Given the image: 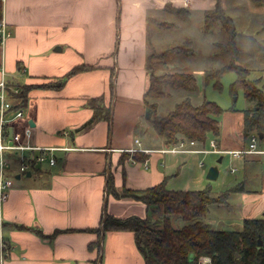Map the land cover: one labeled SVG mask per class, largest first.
I'll use <instances>...</instances> for the list:
<instances>
[{
    "label": "crops",
    "instance_id": "0c3cea01",
    "mask_svg": "<svg viewBox=\"0 0 264 264\" xmlns=\"http://www.w3.org/2000/svg\"><path fill=\"white\" fill-rule=\"evenodd\" d=\"M167 1H2L10 35L0 42V81L13 88L17 82L30 85L23 115L9 122V132L18 133L25 144L58 149L53 165L31 163L36 150L5 151L16 171H7L12 186L6 201H0V264H145L132 231H104L101 226L98 235L88 230L100 225L105 211L146 216L143 201L116 197L112 189L142 190L163 179L169 189H202L197 183H203L204 172L192 171L201 153L165 151L171 147L149 129L145 116L148 9L163 8ZM192 5L209 9L204 0ZM82 63L89 68L56 86ZM237 127H231L233 135L219 131L217 149L228 153L248 146L247 136L257 131ZM204 143L195 141L189 148ZM258 144L264 146V133ZM228 154L244 168L238 182L244 188L236 191L242 202L247 198L243 219L263 215L264 155ZM22 162L29 164L30 175L18 171ZM33 228L44 234L60 231L47 238Z\"/></svg>",
    "mask_w": 264,
    "mask_h": 264
},
{
    "label": "trees",
    "instance_id": "16d2710c",
    "mask_svg": "<svg viewBox=\"0 0 264 264\" xmlns=\"http://www.w3.org/2000/svg\"><path fill=\"white\" fill-rule=\"evenodd\" d=\"M250 1L254 4L264 3V0ZM178 8L180 9L170 11L169 5L166 4L161 10L181 14L182 7ZM211 15L213 18L222 17L219 23L228 35L227 41L219 44L220 50L234 52L233 56L236 57L238 50L235 49L236 31L232 18L224 15L221 7L216 5L212 13L211 10L205 13L203 22L205 30L210 27L208 18ZM189 16L188 12V16L186 14L183 16L184 20H188ZM1 18L2 0H0ZM149 20L155 23V28L161 27L164 21L151 16ZM152 32L153 30L148 31V38L151 37ZM174 51L178 54L181 49L172 46L159 50L148 41L146 69L149 84L144 93V100L146 106L152 109L149 120L168 146L176 145L180 140L192 139L205 142L210 132L217 137L220 131L218 117L223 109L215 101L205 99L195 105L189 97H184L167 114L157 113V102L154 100L170 95V89L181 88L187 91L197 89V80L192 72L156 73L157 68L165 64ZM88 68L85 63L74 66L59 79L56 86L59 87L68 77ZM228 70L236 72V78L230 84V93L236 95L241 89L245 98L254 100L253 105L243 110L244 131L256 130L264 133V90L257 85L255 79L248 78V73L245 74L239 64L233 62L206 72L205 75L208 79L213 78L214 86L220 88V78ZM13 85L17 91L10 90V97L14 104L12 110L16 111L26 104L30 85L19 82ZM112 187L113 182L110 178L108 189ZM243 188L241 182L218 193H214L210 186L202 189L173 190L167 188L165 179L142 190L122 187V191L118 192L113 188L116 197L131 196L143 201L147 208L146 216L132 214L118 217L105 211L100 225L88 230L98 235H101V226L104 231H132L135 244L143 255L145 264H197L199 256H209L211 264H264V215L242 219L240 229L213 228L203 219L211 203L227 204L230 194ZM172 215L179 216L184 223L179 227L173 226ZM34 230L40 236L47 238L53 237L60 231L56 229L51 234H44L40 229Z\"/></svg>",
    "mask_w": 264,
    "mask_h": 264
},
{
    "label": "rangeland",
    "instance_id": "374dc122",
    "mask_svg": "<svg viewBox=\"0 0 264 264\" xmlns=\"http://www.w3.org/2000/svg\"><path fill=\"white\" fill-rule=\"evenodd\" d=\"M129 0H122V3ZM195 0L167 1L163 7L168 4L169 10H178L182 7L181 14L161 10V7L154 6L148 9V17L156 18L162 21L159 28H155V23L151 20L147 21L146 38L155 46L156 49L162 50L172 46L179 47L181 51L177 54L174 51L165 64H161L156 73L186 71L192 72L197 80V89L195 91H187L181 88L170 89V95L159 98L156 111L159 115H165L184 97H189L193 104H200L203 100L215 101L223 109L218 119L220 122V131L227 136L229 133L233 135L231 127L235 124L242 125V110L254 104V100L247 99L241 89L236 95L230 93V84L236 78V72L233 70L225 71L221 78V87L214 86L215 80L207 78L205 73L211 72L216 68H220L227 63L233 62L239 64L248 73L247 77L255 79L257 85L264 90V3L254 4L250 0H204L205 9L198 10L192 3ZM160 5L161 3L158 2ZM216 5L221 7L224 15L232 18L235 26V49L238 50L236 57L232 52L220 50L219 44L227 41V33L225 28L219 23L222 17L208 18L210 27L205 30L203 28L204 16L206 12L212 13ZM156 7V8H155ZM127 6L123 7V11ZM183 10H186V12ZM188 20H184L185 14ZM170 13V14H169ZM116 37L120 39V18L116 22ZM126 21H122L123 30H125ZM158 29V30H157ZM151 37L148 38V31H152ZM218 52V53H217ZM244 113V111H243ZM147 125L150 130L153 126L149 121ZM237 127V128H238ZM231 131V132H230ZM153 132V131H152ZM259 134V131H257ZM256 132V133H257ZM237 133V131H235ZM250 135L247 136L246 143L249 142ZM216 140V141H215ZM217 140L211 132L208 134L204 145L198 144L195 148L201 149H217ZM182 147H193L185 141ZM215 142V146L213 145ZM247 145V144H246ZM13 152V151H10ZM198 153V152H185ZM194 160L192 171L197 172L202 169L204 172L203 183H197V187H211L219 192L233 186L244 178V168L235 158L224 151L205 150L199 152ZM222 156V160L218 162V158ZM217 165L218 176L216 179H208L206 177L207 170L210 166ZM236 167L231 172L232 167ZM196 188V187H195ZM218 193V192H217ZM242 202L241 192L232 193L228 197L227 204L211 203L208 212L203 217L205 221L210 223L213 228L217 229H240L242 226ZM173 226L179 227L184 222L177 216L172 215Z\"/></svg>",
    "mask_w": 264,
    "mask_h": 264
},
{
    "label": "built area",
    "instance_id": "2783aa9c",
    "mask_svg": "<svg viewBox=\"0 0 264 264\" xmlns=\"http://www.w3.org/2000/svg\"><path fill=\"white\" fill-rule=\"evenodd\" d=\"M3 1V0H2ZM3 3V2H2ZM10 35V31L7 27L6 21L1 18L0 19V42L4 40L5 37ZM10 90L17 91L16 88H13L9 85V83L5 80L0 81V201L4 202L6 201L8 197V190L12 186V178L7 174L8 170H11L12 172L16 171L12 167V163L6 161L4 157L5 151H13L18 152L20 150H36L39 151V153L34 155L30 162H44L48 161L50 165H53L55 163V156H54V150L58 149L57 147H50V146H41V145H33V144H25L21 141V136L18 133H10L8 124L13 119L19 118L23 115V109H17L16 111H13V102L10 98ZM262 140L260 138L258 132H253L250 134L248 146L244 149H238V150H232L228 153H231L233 155L244 156L245 154H257V155H264V146L259 145V141ZM186 140H180L178 144L170 146L171 148L165 149V151L169 152H201L205 151L207 149H201V148H185L182 147ZM187 144L193 145L195 144V140H187ZM213 145L215 146V142H213ZM131 151H143L146 152V149H137V148H131ZM213 151H223L220 149H211ZM226 152V151H224ZM49 153V155H47ZM144 164H147V161L144 162ZM29 167V164L27 162H22L19 165V172H27V168ZM232 171L234 168L231 169ZM197 264H211V258L209 256H199L197 258Z\"/></svg>",
    "mask_w": 264,
    "mask_h": 264
},
{
    "label": "water",
    "instance_id": "95a60500",
    "mask_svg": "<svg viewBox=\"0 0 264 264\" xmlns=\"http://www.w3.org/2000/svg\"><path fill=\"white\" fill-rule=\"evenodd\" d=\"M151 115H152V109H151L150 107L147 106V107L145 108V116H146L147 118H150ZM29 122H30V121H29ZM259 136L262 138L263 133H262V132H259ZM221 160H222V156H220V157L218 158L217 161L220 162ZM26 175H30V172H27ZM217 176H218V167H217V165H212V166H210V167L208 168V170H207L206 177H207L208 179H216ZM263 215H264V214H263ZM260 243H261V241H260Z\"/></svg>",
    "mask_w": 264,
    "mask_h": 264
}]
</instances>
